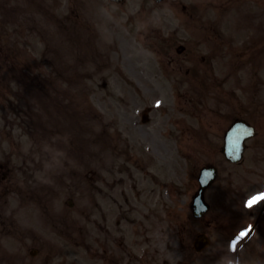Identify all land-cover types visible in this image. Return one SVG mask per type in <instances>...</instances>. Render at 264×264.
I'll return each mask as SVG.
<instances>
[{
  "label": "rangeland",
  "instance_id": "1",
  "mask_svg": "<svg viewBox=\"0 0 264 264\" xmlns=\"http://www.w3.org/2000/svg\"><path fill=\"white\" fill-rule=\"evenodd\" d=\"M1 3L0 122L3 116L5 183L11 186L0 224L11 231L0 233V264H114L113 254L115 262L126 264L141 261L130 249L157 255L163 248L162 257L170 259L181 247L183 262L212 264L207 250L197 256L191 248L200 232L231 260L234 253L220 226L231 213L227 207H234L232 187L246 181V170L253 172L248 179L264 177V0ZM150 30L156 32L151 40ZM217 35L230 47L212 58L207 47L216 45ZM255 36L260 39L251 48ZM181 46L185 50L177 52ZM244 47L251 53L244 55ZM209 81L219 87H209ZM234 119L258 131L237 165L220 153ZM207 164L218 167L219 182L207 194L212 210L195 220L192 181ZM96 175L101 190L114 196L111 226L123 253L117 242L95 247ZM133 183L145 190L138 201L130 193ZM28 194L40 196L44 206L21 205ZM125 197L132 200L127 208L132 221L121 224L117 211L125 212ZM171 206L181 215L179 232L165 225ZM43 210H49L47 216ZM62 229L68 239L58 234ZM260 233L258 243L264 244V230ZM35 236L41 243L33 256L28 250L35 249ZM157 238L167 244L159 245ZM259 249L263 258L264 248Z\"/></svg>",
  "mask_w": 264,
  "mask_h": 264
},
{
  "label": "snow or ice",
  "instance_id": "2",
  "mask_svg": "<svg viewBox=\"0 0 264 264\" xmlns=\"http://www.w3.org/2000/svg\"><path fill=\"white\" fill-rule=\"evenodd\" d=\"M260 199H264V193H261L260 194V197H256V196H253L246 204V207H250L252 206L253 204L257 203ZM246 235V232L245 231H242L239 233V236L237 237V240H239L240 238H243L245 237ZM237 240H234L233 241V245L236 244Z\"/></svg>",
  "mask_w": 264,
  "mask_h": 264
},
{
  "label": "water",
  "instance_id": "3",
  "mask_svg": "<svg viewBox=\"0 0 264 264\" xmlns=\"http://www.w3.org/2000/svg\"><path fill=\"white\" fill-rule=\"evenodd\" d=\"M227 154L229 155V158H230V159H232V160H234V159H237V158H238V155H237V154H235V155H234L233 153H232V154H230L229 152H227Z\"/></svg>",
  "mask_w": 264,
  "mask_h": 264
},
{
  "label": "clouds",
  "instance_id": "4",
  "mask_svg": "<svg viewBox=\"0 0 264 264\" xmlns=\"http://www.w3.org/2000/svg\"><path fill=\"white\" fill-rule=\"evenodd\" d=\"M229 264H240V261L239 260H236V261L230 260Z\"/></svg>",
  "mask_w": 264,
  "mask_h": 264
}]
</instances>
